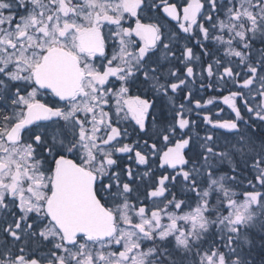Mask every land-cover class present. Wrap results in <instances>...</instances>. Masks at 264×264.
<instances>
[{
	"label": "snow or ice",
	"instance_id": "obj_1",
	"mask_svg": "<svg viewBox=\"0 0 264 264\" xmlns=\"http://www.w3.org/2000/svg\"><path fill=\"white\" fill-rule=\"evenodd\" d=\"M0 264H264V0H0Z\"/></svg>",
	"mask_w": 264,
	"mask_h": 264
}]
</instances>
